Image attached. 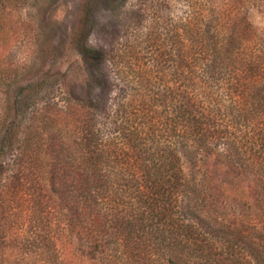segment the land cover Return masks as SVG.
Segmentation results:
<instances>
[{
    "label": "trees",
    "instance_id": "16d2710c",
    "mask_svg": "<svg viewBox=\"0 0 264 264\" xmlns=\"http://www.w3.org/2000/svg\"><path fill=\"white\" fill-rule=\"evenodd\" d=\"M136 1L159 46L144 61L117 54L127 60L112 82L101 74L100 100L50 105L49 140L35 143L29 164L44 202L21 203L18 188L0 187V264H264V31L242 17L222 28L256 0H206L182 24L163 22L158 0ZM179 132L216 186L232 192L256 180L242 200L251 213L231 218L199 175L184 178ZM179 194L205 215L187 216ZM19 211L30 224L24 236L11 233Z\"/></svg>",
    "mask_w": 264,
    "mask_h": 264
},
{
    "label": "rangeland",
    "instance_id": "374dc122",
    "mask_svg": "<svg viewBox=\"0 0 264 264\" xmlns=\"http://www.w3.org/2000/svg\"><path fill=\"white\" fill-rule=\"evenodd\" d=\"M0 1V187L18 188L21 203L32 196L39 202L44 200V193L38 192L37 185L31 182L29 164L31 157H36L35 143L49 140L50 121H53L50 105L57 102L61 107L67 98L86 96L100 100L101 74L105 76L104 82H112L118 62L127 60L124 56L125 59H119L117 54L123 55L129 49L128 54H137L144 61L160 41L152 33L154 20L139 10L140 3L136 0ZM163 1H157L159 6L156 4L163 22L193 18L200 10V3L206 4V0ZM239 17L244 18L254 33L264 31L263 2L256 0L233 9L222 28H229ZM159 24L163 26L160 20ZM162 26L157 30L162 31ZM97 50L105 53L100 60L92 58L91 52L96 54ZM114 52L116 65L110 59ZM111 95L108 91L106 98ZM57 117L56 121L63 120L62 116ZM178 134L176 148L184 178L197 181L199 175V187L212 198V205L224 207L231 218L241 219L251 213L246 211L242 200L253 192L256 180L247 179L232 192L221 189L200 168V155L195 153L192 141ZM215 148L224 155L228 152L222 143ZM249 201L254 203L252 199ZM177 202L187 216L205 215L203 211L199 213L188 195L179 194ZM13 219L18 225L11 228V233L29 234V220L20 211L11 215L10 220ZM43 231L50 234V224Z\"/></svg>",
    "mask_w": 264,
    "mask_h": 264
}]
</instances>
